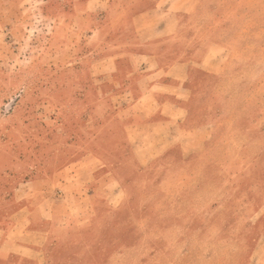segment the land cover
<instances>
[{
	"label": "rangeland",
	"instance_id": "374dc122",
	"mask_svg": "<svg viewBox=\"0 0 264 264\" xmlns=\"http://www.w3.org/2000/svg\"><path fill=\"white\" fill-rule=\"evenodd\" d=\"M45 1L0 0V173L15 170L22 181L57 174L77 158L79 135L84 141L92 131L94 108L81 103L73 71L95 43L86 29L61 26L60 0ZM216 1L225 8L199 9L186 26L229 49L225 73L195 86L193 117L215 124L212 145L192 167L158 162L132 176L128 168L131 198L115 208L97 209L86 194L56 200L62 231L48 245L50 264L253 261L263 234L245 215L264 205V0ZM8 250L0 249V264H18Z\"/></svg>",
	"mask_w": 264,
	"mask_h": 264
},
{
	"label": "crops",
	"instance_id": "0c3cea01",
	"mask_svg": "<svg viewBox=\"0 0 264 264\" xmlns=\"http://www.w3.org/2000/svg\"><path fill=\"white\" fill-rule=\"evenodd\" d=\"M60 1L61 26L78 25L95 43L78 54L80 63L73 71L79 76L81 103L94 108L92 131L84 132V141L79 135L77 158L61 165L57 176L38 173L22 181L15 170L0 173V249H9L5 254L16 256L18 264H50L48 245L62 231L56 200L86 194L97 209H112L131 198L128 168L132 176L158 162L192 167L215 135L213 122L193 117L195 86L203 75L225 73L229 61L222 41L204 43L186 27L199 9H223V1ZM205 23L213 24L208 16ZM255 131L262 133L258 127ZM45 180L50 186L44 187ZM245 217L251 231L263 234L252 246L249 264H264L263 203ZM72 219L68 215L66 222Z\"/></svg>",
	"mask_w": 264,
	"mask_h": 264
}]
</instances>
